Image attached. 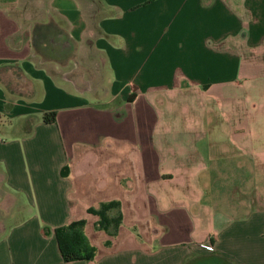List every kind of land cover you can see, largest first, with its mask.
Here are the masks:
<instances>
[{"label": "crops", "instance_id": "0c3cea01", "mask_svg": "<svg viewBox=\"0 0 264 264\" xmlns=\"http://www.w3.org/2000/svg\"><path fill=\"white\" fill-rule=\"evenodd\" d=\"M260 114L264 0H0V264H264Z\"/></svg>", "mask_w": 264, "mask_h": 264}, {"label": "trees", "instance_id": "16d2710c", "mask_svg": "<svg viewBox=\"0 0 264 264\" xmlns=\"http://www.w3.org/2000/svg\"><path fill=\"white\" fill-rule=\"evenodd\" d=\"M130 95L128 100H131ZM55 120V112H47L43 116L45 123H52ZM119 204L116 201L101 203L98 208H89L88 212L98 216L95 223L97 230H104L110 235H115L121 222ZM113 212V214H111ZM85 221L78 220L67 225L54 229L59 252L64 261L93 260L96 255V247L91 245L84 234L83 227ZM108 244V241L105 242Z\"/></svg>", "mask_w": 264, "mask_h": 264}, {"label": "rangeland", "instance_id": "374dc122", "mask_svg": "<svg viewBox=\"0 0 264 264\" xmlns=\"http://www.w3.org/2000/svg\"><path fill=\"white\" fill-rule=\"evenodd\" d=\"M253 118H256L259 122V125H257L256 127H252V133H255V134H258V130H260V132L264 133V117L260 115H252ZM6 118H4V121H2V123H6L5 126H3V124L0 126L1 127V131L4 129V130H8L9 129V124H7L8 122L5 121ZM15 121H13L14 123ZM254 177V175H252ZM255 176H259L261 178H264V173H262L261 175H255ZM252 177V178H253ZM16 196V195H15ZM17 197V201L16 203L13 205V207L11 208V210H9V213H14L15 211H18L19 212V209L21 210H27L29 208L28 204L26 203H23V199L19 196H16ZM21 211H20V215H21ZM16 221L14 220H11V221H7V226H11L13 224H15Z\"/></svg>", "mask_w": 264, "mask_h": 264}]
</instances>
